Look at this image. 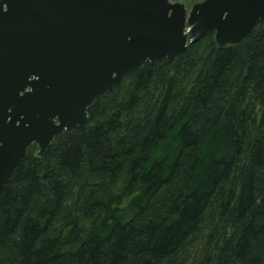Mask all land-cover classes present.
Returning <instances> with one entry per match:
<instances>
[{
  "label": "trees",
  "instance_id": "trees-1",
  "mask_svg": "<svg viewBox=\"0 0 264 264\" xmlns=\"http://www.w3.org/2000/svg\"><path fill=\"white\" fill-rule=\"evenodd\" d=\"M33 144L0 195V264H264V21L146 62Z\"/></svg>",
  "mask_w": 264,
  "mask_h": 264
},
{
  "label": "water",
  "instance_id": "water-1",
  "mask_svg": "<svg viewBox=\"0 0 264 264\" xmlns=\"http://www.w3.org/2000/svg\"><path fill=\"white\" fill-rule=\"evenodd\" d=\"M264 21V0H0V195L36 144L89 121L88 109L144 63L176 60L215 31L219 48Z\"/></svg>",
  "mask_w": 264,
  "mask_h": 264
},
{
  "label": "rangeland",
  "instance_id": "rangeland-1",
  "mask_svg": "<svg viewBox=\"0 0 264 264\" xmlns=\"http://www.w3.org/2000/svg\"><path fill=\"white\" fill-rule=\"evenodd\" d=\"M172 2L173 1H177V2H183V3H185L186 4V6L188 7V8H191V6L195 3V2H197V1H200V0H171ZM214 36V35H213ZM37 152L39 151V148H38V146H37V148L35 149Z\"/></svg>",
  "mask_w": 264,
  "mask_h": 264
},
{
  "label": "flooded vegetation",
  "instance_id": "flooded-vegetation-1",
  "mask_svg": "<svg viewBox=\"0 0 264 264\" xmlns=\"http://www.w3.org/2000/svg\"><path fill=\"white\" fill-rule=\"evenodd\" d=\"M201 1H203V0H200V1H197V2H201ZM173 2H177V1H173ZM197 2H195V3H197ZM181 3H183V2H181ZM184 5H185V8H186V11L189 13L191 11L193 5L191 6V8H188L185 3H184ZM209 33H212L214 35V37H215V33H216L215 31H212V32H209Z\"/></svg>",
  "mask_w": 264,
  "mask_h": 264
}]
</instances>
